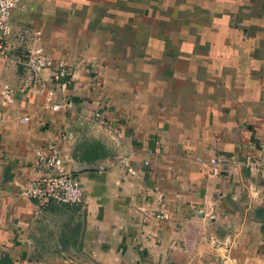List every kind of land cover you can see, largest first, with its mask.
<instances>
[{
  "label": "crops",
  "instance_id": "crops-1",
  "mask_svg": "<svg viewBox=\"0 0 264 264\" xmlns=\"http://www.w3.org/2000/svg\"><path fill=\"white\" fill-rule=\"evenodd\" d=\"M9 24L0 264H264V0H35ZM47 142L84 205L21 194Z\"/></svg>",
  "mask_w": 264,
  "mask_h": 264
},
{
  "label": "built area",
  "instance_id": "built-area-1",
  "mask_svg": "<svg viewBox=\"0 0 264 264\" xmlns=\"http://www.w3.org/2000/svg\"><path fill=\"white\" fill-rule=\"evenodd\" d=\"M35 0H0V36L4 37L10 30L9 15L13 8H29ZM4 50L0 46V56ZM24 64L33 73V78L36 82H40V71L49 66H53L52 59L47 56L44 51L37 47L25 55L23 58ZM61 71L62 67L59 66ZM53 89L47 90V98L53 94ZM0 94L12 100V89L8 83L0 82ZM59 103L51 105L52 109H57ZM27 116L23 117L26 121ZM60 138H64L65 135H59ZM147 162V160L145 161ZM212 163H220L221 159L213 157ZM110 165L111 162H98L97 168H103L106 165ZM127 169L131 173H135V169L129 161H126ZM246 166L254 168L257 166H264V155L257 157H248L246 160ZM33 169L36 170L34 175L28 182L20 187L22 195L34 200L38 208L46 206L51 201L71 204V205H84L86 203V196L83 192L80 180L76 174L65 168L64 160L61 154V149L56 142H47L35 150L34 158L32 162Z\"/></svg>",
  "mask_w": 264,
  "mask_h": 264
}]
</instances>
